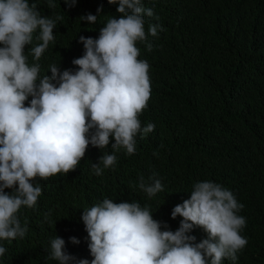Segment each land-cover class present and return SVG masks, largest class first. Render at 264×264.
<instances>
[{
	"label": "trees",
	"instance_id": "16d2710c",
	"mask_svg": "<svg viewBox=\"0 0 264 264\" xmlns=\"http://www.w3.org/2000/svg\"><path fill=\"white\" fill-rule=\"evenodd\" d=\"M29 3H37L42 16L62 17L53 30L55 41L39 61L28 53L39 41L25 46L29 64L39 63L41 76H51L50 65L75 72L72 61L85 52L80 36L98 38L111 16L120 17L118 4L108 0H77L74 7L64 0H51L53 7L50 0ZM143 4L159 17L157 21L145 16V31L154 23L163 27L156 37L148 36L152 51L144 43L136 45L138 59L150 65L151 80L148 108L139 119L142 127L154 124V131L137 136L135 154L128 155L123 148L116 151L114 168L103 169L100 176L92 164L103 154H113L114 138L105 149L89 145L75 171L37 178L35 183L42 187L37 205L18 213L28 231L24 238L0 240L7 249L0 264H58L48 258L56 235L65 240L68 254L91 262L81 216L104 198L147 206L153 219L175 231L182 217L172 219L173 208L189 199L193 185L203 181L222 185L244 205L238 214L246 218L240 234L247 245L235 262L225 258L222 264H264V0H143ZM89 13L97 16L95 24L80 20ZM154 173L163 191L148 197L138 179L143 175L151 183L147 178ZM189 234L196 237L195 243L207 238L199 227ZM70 237L80 243L72 244Z\"/></svg>",
	"mask_w": 264,
	"mask_h": 264
},
{
	"label": "clouds",
	"instance_id": "9594fccd",
	"mask_svg": "<svg viewBox=\"0 0 264 264\" xmlns=\"http://www.w3.org/2000/svg\"><path fill=\"white\" fill-rule=\"evenodd\" d=\"M64 2L74 7L77 0ZM108 3L118 4L120 17L111 16L98 38L80 36L85 52L72 61L77 70L61 72L50 65L51 76H41L39 63L29 64L25 46L39 41L28 51L39 61L55 41L53 30L62 17L42 16L37 3L29 0H0V240L25 237L27 223L21 225L18 213L37 205L42 195L37 178L75 171L89 145L105 149L114 138L113 154H103L92 164L100 176L103 169L114 168L116 151L135 154L137 136L155 129L152 123L142 127L139 119L148 108L151 80L150 65L138 59L136 45L144 43L152 51L148 36L156 37L163 27L154 23L145 31V16L157 21L159 17L143 0ZM80 20L95 24L97 16L89 13ZM147 179L151 183L141 175L138 187L148 197L163 191L155 173ZM243 207L222 185L197 182L190 198L173 208L171 218L182 219L172 231L167 223L153 219L147 206L104 198L81 216L91 262L68 254L58 235L50 241L48 258L58 264H222L225 258L235 262L247 245L240 234L246 226V218L238 214ZM195 227L207 234L199 243L189 234ZM69 239L80 243L76 237ZM6 251L0 246V257Z\"/></svg>",
	"mask_w": 264,
	"mask_h": 264
}]
</instances>
